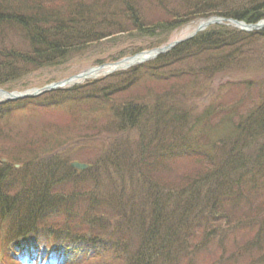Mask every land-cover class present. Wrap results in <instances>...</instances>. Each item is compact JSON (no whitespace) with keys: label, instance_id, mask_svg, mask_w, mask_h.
I'll return each mask as SVG.
<instances>
[{"label":"trees","instance_id":"obj_1","mask_svg":"<svg viewBox=\"0 0 264 264\" xmlns=\"http://www.w3.org/2000/svg\"><path fill=\"white\" fill-rule=\"evenodd\" d=\"M212 17L256 24L264 0H0V89L30 90L37 72L116 37L135 42L94 67L161 48ZM262 44L264 30L212 26L145 64L0 104L3 260L41 250L68 264H198L213 246L209 264H264V77L225 83L230 105L188 106ZM96 107L108 113L100 125ZM61 120L81 140L114 137L85 171L58 157Z\"/></svg>","mask_w":264,"mask_h":264},{"label":"rangeland","instance_id":"obj_2","mask_svg":"<svg viewBox=\"0 0 264 264\" xmlns=\"http://www.w3.org/2000/svg\"><path fill=\"white\" fill-rule=\"evenodd\" d=\"M221 26H224L230 29L233 28L232 26H227L225 24ZM194 30H195V25H188V26L182 27L181 29H179L172 35L169 44L189 37L193 33ZM132 42H135V41L131 40L130 38H128V41H127V37H123V36L116 37L114 39H111L110 41L102 42L96 48L93 47L87 50L86 53L81 57L80 56L74 57L72 60H70L68 63H66L63 66H60L57 68H51V69H44V70L37 72L36 74H34V76L31 79H28L26 83L27 85H30L32 87L31 89H41L51 84H56L59 82L70 80L76 76L84 74L85 72L91 69L97 68L93 66V64L97 61L107 60L109 58H115L117 54H121V51L125 50V48H127V46H129ZM150 42L145 43L143 41H137L135 46H141V47L147 46L150 44ZM263 49H264V44H262V46L261 45L255 46L253 49H251L250 56L246 55L244 59L242 60V66L233 68L229 76L221 75L217 79L212 81L210 83V86L208 85L207 88L197 91L195 94L196 96H194V98L192 97L191 101L188 102V106L191 108H194L195 111L197 110L196 111L197 113H200L201 110L205 106L216 104L222 101V99L225 97L224 95L227 96L225 99L227 101L225 102L226 105H230L232 103L237 102L238 99L236 98L235 92L226 94L231 89L225 91V89L220 90V88L223 87V85L228 82L234 83V82H239L240 80H244V79H247L249 81L262 79V77H264V64L260 61V59L262 60L263 58L262 55H264ZM110 64H113V63H110ZM111 74H109V71L107 70H102L98 73L96 77L88 78V80H85V81H83V79L76 80L75 82L80 81V84L78 85H82L85 82L103 79ZM70 87L72 86L70 85L62 86L61 89H69ZM251 91L253 92L244 93V98L248 100V97L251 96L255 99H258L257 97H255V92H254L255 89ZM92 108L94 107L92 106ZM96 108L98 109L97 113L92 114L90 118L98 120L96 122L98 123V125H100V123L104 120V118L108 115V113L105 112L104 110L102 111V108H99V107H96ZM25 116H26L25 114L16 116V120H13L14 122L11 124L10 127L8 126L10 129L9 136L11 133L12 136L16 138L19 134H22V133H18V129L20 128V126H18L19 125L18 121L20 118L22 119ZM58 117L59 116H52V113L50 114L48 113V115L45 116V119H47L48 122L53 123V121H56ZM37 120H40V118H38ZM59 121L60 120H57L56 122H59ZM61 121H62L61 123H63V120ZM84 125H87V123L83 120L81 122V125H79L78 127L84 126ZM12 126L16 128H12ZM72 128L74 129V127L69 128L67 123L64 121V123L56 131L58 133L54 140H56L59 144H62L60 148L61 150L59 149L57 154H58V157H61L63 160L69 157L72 159L77 158L76 161L80 163H88V162L94 161V159L97 158L96 156H98L97 153L99 151V148L97 147V145H103V146L108 145L109 146L111 141H113L114 139L113 136L104 134L100 138H96L95 140L92 139V137H89L88 139H92V140H89L90 142H87L88 139L85 141V140L76 138L78 136H75V134H72V131H71ZM74 130L77 131L76 128ZM76 134L80 136L85 135V133L83 131H80V129L78 130V132H76ZM2 148H5V147H2ZM9 153H11V151ZM40 156H42V152L39 151L36 157H40ZM19 159L20 160L22 159L23 161L26 162V161L31 160L32 157L26 155L23 158H19ZM213 248H214L213 246H210V248H208L205 252L201 253L202 255H200L196 259L198 260L197 263L198 264H209L210 262L209 260H211V258L209 257L210 256H213L214 258L216 257L215 255L216 251L213 250ZM1 261L3 263H0V264H10L9 261H4L2 256H0V262ZM60 264H62V262Z\"/></svg>","mask_w":264,"mask_h":264},{"label":"water","instance_id":"obj_3","mask_svg":"<svg viewBox=\"0 0 264 264\" xmlns=\"http://www.w3.org/2000/svg\"><path fill=\"white\" fill-rule=\"evenodd\" d=\"M223 24L234 26L235 28H237V29H239L241 31H244V32H256V31H260V30L264 29V21H262V22H260L258 24H255V25H247L245 23H241V22H237V21H233V20H224V19H220V18H211V19H208V20H206L204 22H201L198 25V27L196 28L195 32L192 33L189 37H187V38H185L183 40H178V41L172 42V43H170V44H168V45H166V46H164L162 48L154 49V50H151V51H146V52L137 54V55H135L133 57L125 58V59H123V60H121V61H119V62H117L115 64L106 65V66L117 67L118 64L133 60L134 58H136L138 56H145V58H144L143 61L137 62L134 65H131V66H128V67H124V68L118 67V68H115V70H125V69H129L131 67L137 66V65L144 64L146 62H149V61H152V60L156 59L157 57H159L161 55H164V54L168 53L169 51H171L175 47H177L179 44L183 43L186 40H189V39L193 38L199 32L204 31L206 28H208L210 26H213V25H223ZM106 66L98 67L96 69H91V70L85 72L84 74L76 76V77H74V78H72L70 80L59 82V83H56V84H51V85L45 86V87H43L41 89L30 90V91H26V92H23V93H19V92L9 93V92H6L4 90H0V95L5 96V99L3 101H1L0 103L14 102V101H19V100H24V99H29V98H36V97L41 96V95H43L45 93L61 89L62 86H67V85L73 84L76 80L86 79V78H88L89 73L97 71V70H99L101 68H104ZM110 73H112V72H110ZM71 168L81 172V171L87 170L88 166L85 165V164H80V163H76L75 162V163L71 164Z\"/></svg>","mask_w":264,"mask_h":264},{"label":"bare ground","instance_id":"obj_4","mask_svg":"<svg viewBox=\"0 0 264 264\" xmlns=\"http://www.w3.org/2000/svg\"><path fill=\"white\" fill-rule=\"evenodd\" d=\"M144 58H145V56H138V57L134 58L133 60H130V61H127V62L118 64L117 67H114V66H112V67L106 66V67L101 68V69H99L97 71H94V72L89 73L88 78L96 77L98 75V73L100 71H102V70L113 71V70H115V68H118V67L124 68V67H128V66L134 65L137 62L143 61ZM4 99H5V96L0 95V102L3 101Z\"/></svg>","mask_w":264,"mask_h":264}]
</instances>
